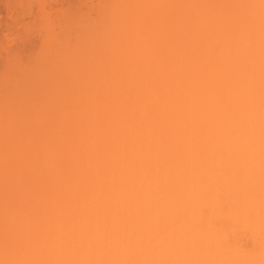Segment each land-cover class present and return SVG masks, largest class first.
<instances>
[{
	"label": "bare ground",
	"instance_id": "1",
	"mask_svg": "<svg viewBox=\"0 0 264 264\" xmlns=\"http://www.w3.org/2000/svg\"><path fill=\"white\" fill-rule=\"evenodd\" d=\"M59 28L0 73V264H264V0Z\"/></svg>",
	"mask_w": 264,
	"mask_h": 264
},
{
	"label": "rangeland",
	"instance_id": "2",
	"mask_svg": "<svg viewBox=\"0 0 264 264\" xmlns=\"http://www.w3.org/2000/svg\"><path fill=\"white\" fill-rule=\"evenodd\" d=\"M98 1L0 0V73L10 53L17 49L25 53L28 48L42 46L48 28L60 31L66 14L86 12Z\"/></svg>",
	"mask_w": 264,
	"mask_h": 264
}]
</instances>
